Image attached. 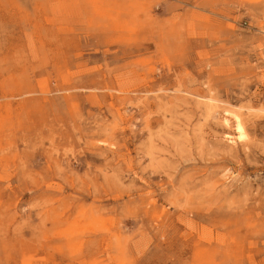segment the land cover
I'll return each mask as SVG.
<instances>
[{
    "label": "rangeland",
    "instance_id": "obj_1",
    "mask_svg": "<svg viewBox=\"0 0 264 264\" xmlns=\"http://www.w3.org/2000/svg\"><path fill=\"white\" fill-rule=\"evenodd\" d=\"M0 264H264V0H0Z\"/></svg>",
    "mask_w": 264,
    "mask_h": 264
},
{
    "label": "bare ground",
    "instance_id": "obj_2",
    "mask_svg": "<svg viewBox=\"0 0 264 264\" xmlns=\"http://www.w3.org/2000/svg\"><path fill=\"white\" fill-rule=\"evenodd\" d=\"M234 119H235V130L237 132V138L241 139L244 136V125L237 115L235 116Z\"/></svg>",
    "mask_w": 264,
    "mask_h": 264
}]
</instances>
